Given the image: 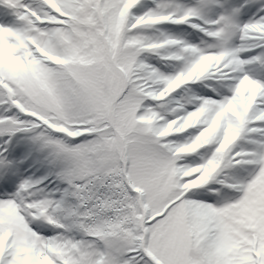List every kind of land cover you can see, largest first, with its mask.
I'll return each instance as SVG.
<instances>
[{
    "label": "snow or ice",
    "instance_id": "snow-or-ice-1",
    "mask_svg": "<svg viewBox=\"0 0 264 264\" xmlns=\"http://www.w3.org/2000/svg\"><path fill=\"white\" fill-rule=\"evenodd\" d=\"M0 264H264V0H0Z\"/></svg>",
    "mask_w": 264,
    "mask_h": 264
}]
</instances>
